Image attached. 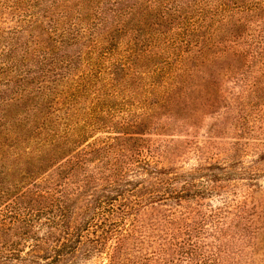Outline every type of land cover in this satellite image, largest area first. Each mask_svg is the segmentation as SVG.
Returning a JSON list of instances; mask_svg holds the SVG:
<instances>
[{
  "label": "rangeland",
  "instance_id": "1",
  "mask_svg": "<svg viewBox=\"0 0 264 264\" xmlns=\"http://www.w3.org/2000/svg\"><path fill=\"white\" fill-rule=\"evenodd\" d=\"M81 4L0 0V184H17L0 208V264H193L212 253L217 254L213 264H264V60H225L209 78V63L197 50L181 59L183 52L171 50L157 31L161 28L149 25L141 33L137 23L129 22L124 43L147 34L155 40L124 44L112 58L114 68L124 66V72L105 73L103 81L95 82L104 111L95 124L108 132L98 137L111 140L129 139L121 126L136 120L140 130L156 126L128 142L143 151L138 161L150 164L145 166L149 173L129 161L130 171L112 187L111 180L98 175L110 161L105 154L75 170L65 160L67 154L50 149L19 157L34 151V122L41 124L50 111L30 95L34 84L47 77L36 62L40 55L57 59L61 54L53 36L33 31L32 20L48 27L50 19H64L67 6ZM73 12L68 20H74ZM117 29L111 32L118 40L122 33ZM131 62H136L135 72L128 68ZM14 63L26 71L22 77L15 75ZM105 64L111 73L113 67ZM164 68H176L172 76L185 68L191 76L185 74L175 91L181 78L172 80ZM178 97L181 115L188 119L174 122L165 116L177 111ZM193 103L197 109L186 108ZM172 179L177 181L160 184ZM177 193L184 197L173 198ZM67 205L78 215L69 228L85 222L87 227L79 240L71 238V248L63 249ZM116 222L119 232L107 233ZM180 246L198 259L178 260Z\"/></svg>",
  "mask_w": 264,
  "mask_h": 264
},
{
  "label": "trees",
  "instance_id": "2",
  "mask_svg": "<svg viewBox=\"0 0 264 264\" xmlns=\"http://www.w3.org/2000/svg\"><path fill=\"white\" fill-rule=\"evenodd\" d=\"M82 1V6H67L69 11L61 13L64 19L52 18L49 20L50 24L48 27L38 23V19L32 20L31 27L33 31L40 35L41 33H46L48 36H53L52 40L61 48V54H59L57 59L52 56L45 58L40 55L41 57L36 62L39 69H42V73L47 74V77L42 78V81L38 80L34 84L33 88L30 89V95L32 97L34 95L33 98L38 100V104L45 105L44 107L46 109L50 108V111L45 114L41 124L34 122L35 126H33L34 130L31 135L35 146L34 151L31 154L20 152L18 154L19 157L28 156L32 158V154L39 155L44 149H50L58 155L59 153H62V155L67 154L64 158L65 160L69 159L71 169L75 170L87 164L90 160L89 158L105 154L107 155L106 159L110 158V161H105L106 167H99L98 173H101L98 175L101 174V177L104 175L108 180H111L112 187L123 181L125 175L130 171L129 164L131 163L129 161L134 160V163H140L139 165L143 166L138 169H143L149 173L146 167H150V164L146 166V163L138 161L143 151L128 142L137 141V136L143 137L145 134L147 135L146 131H153L156 126L152 128L153 130L151 128L145 131L140 130V123L136 120L128 124L133 128L131 126H121L123 128L121 133L126 134L129 139L111 140L98 137L104 133L108 134V132L105 131L103 126L98 128L95 124L97 114L100 111L101 113L104 112L100 110L97 102L99 95L97 96V93H95V87L97 86L95 82L103 81L101 77L105 73H108V76L111 74L118 76L119 72H124V66L123 68H114L112 58L116 56L124 44L132 43L135 46L142 44L143 46L145 41L151 42L155 40L151 34H147L145 38L134 37L124 43L126 35H124L123 31L125 24L129 22L137 23L141 33L144 31L143 28L145 26L150 25V27L161 28V30L157 31L164 37L165 43L172 44L173 48L171 50L178 51V55L183 52L181 59L183 55L188 56L192 50H197L198 57L202 61L209 63L206 72L209 78L216 74L215 67L218 66V63L225 60H264V0ZM51 3L53 5L61 4L62 0H51ZM72 11H75L73 12L75 13L73 14L74 20H68V16L72 15ZM61 14L59 15L61 16ZM38 24L42 25L36 28ZM115 26L118 28L117 32L122 33L121 38L118 40L114 35L117 33L113 34L111 32L112 29H116L114 28ZM153 35L156 34L153 33ZM111 36H113L112 43L109 44ZM176 43H182L184 48L185 46L187 48H183V51L181 46L178 47ZM191 47H194V49H189ZM136 57L138 59L140 55ZM129 59H132V57L130 56ZM105 62L110 63L113 67L111 73L105 67ZM14 64L16 65L15 75L22 77V73L26 71L22 70L18 64ZM135 64L136 62L127 64L129 69L133 66V72L136 71L134 68ZM83 65L87 66L84 68ZM61 70L64 71L62 74H60ZM176 71V68L171 70L163 69V72L172 77V80L175 77L181 78V81L175 83V91L181 86L179 84L182 83V77L185 74L188 75L187 73L190 72L191 76V70L185 68L178 70L179 76H172ZM49 75L54 76V80L48 78ZM186 83L188 82L185 81L184 84ZM11 93L14 94V92ZM83 99H85V102L82 101ZM179 99L181 98L178 97L175 103L177 111L175 113L173 111L165 118L174 120V122L188 119L185 114L181 115L183 111H180ZM40 105L37 107L40 108ZM189 106L192 111L197 109L194 103L192 105L189 104L186 108ZM185 113L189 114L190 112L186 111ZM106 114L109 115L110 113L106 111ZM10 132L11 130L8 134V131H5L6 136L10 135ZM28 149L30 150V148ZM149 150L150 147L147 149L148 153ZM173 181L177 180L160 181V184L169 185ZM1 183L0 208L5 203L6 205L8 204L7 201L11 197L10 192L12 189L17 188V184H14V182ZM210 191L215 193L217 190L216 188H210ZM171 193L174 195L175 192ZM178 195L184 197V194L177 193L173 198L177 199ZM192 197L195 196L192 195ZM63 208L62 226L66 227L64 234L66 235L65 239H67V242L62 244L64 249L71 248L68 245L71 238L77 237L79 240V237H82L87 225L85 222V225H75L73 229L69 228L71 219H75L78 215L70 205ZM217 215L216 213L215 216ZM114 227L107 230V233H118L120 225L116 222ZM100 240L103 239L98 237L95 243L100 245ZM225 246L227 247L226 250H228L226 243ZM180 250L179 253L181 254L178 255V260L189 258V260L195 261V259H198L195 258V252H192L189 248L180 246ZM225 252L221 251V254ZM59 256L66 261L63 255L59 254ZM215 256L217 258V254L212 253L207 257H203L202 260L193 262V264H213L215 260L212 261V259H215ZM119 264L125 263L119 262ZM133 264L136 263L133 262Z\"/></svg>",
  "mask_w": 264,
  "mask_h": 264
}]
</instances>
